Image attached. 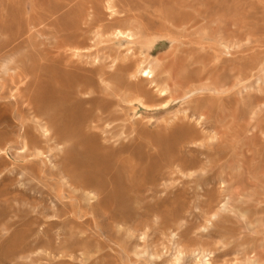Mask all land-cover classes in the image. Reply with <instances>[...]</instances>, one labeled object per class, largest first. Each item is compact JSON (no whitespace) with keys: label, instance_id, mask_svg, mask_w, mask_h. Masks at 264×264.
I'll return each instance as SVG.
<instances>
[{"label":"rangeland","instance_id":"obj_1","mask_svg":"<svg viewBox=\"0 0 264 264\" xmlns=\"http://www.w3.org/2000/svg\"><path fill=\"white\" fill-rule=\"evenodd\" d=\"M0 30V264H264V0H0Z\"/></svg>","mask_w":264,"mask_h":264},{"label":"bare ground","instance_id":"obj_2","mask_svg":"<svg viewBox=\"0 0 264 264\" xmlns=\"http://www.w3.org/2000/svg\"><path fill=\"white\" fill-rule=\"evenodd\" d=\"M163 1H164V0H163ZM148 3H149V2H148ZM181 3H183V2H181ZM177 4H178V3H177ZM185 4H188V3H185ZM185 4H184V6H185ZM84 5H85V4H84ZM84 5H83V6H84ZM180 5H181V4H180ZM83 6H82V7H83ZM175 6H176V5H175ZM181 6H182V8H183V12H185V10H186V6H185V8L183 7V5H181ZM190 6H191V4H190ZM109 8L111 9L112 7H109ZM177 8L180 9L179 6H178ZM182 8H181V9H182ZM189 8H190V7H189ZM207 8H208V7H207ZM209 8H210V7H209ZM184 9H185V10H184ZM170 10L172 11V14H175L174 12H175L177 9H175V7H174V9H170ZM173 10H174V12H173ZM171 11H170V13H171ZM179 11H180V10H179ZM179 11L177 10V12H179ZM180 12H181V11H180ZM115 13H116V12H115ZM181 13H182V12H181ZM181 13H180V14H181ZM176 14H177V13H176ZM176 14H175V17H176ZM193 14H194V12H193ZM199 14H200V13H199ZM36 15H37V14H36ZM127 15H128L127 17H130L129 14H127ZM178 15H179V14H178ZM186 15H187V13H186ZM186 15L184 14V18L187 17ZM29 16H30V15H29ZM29 16H28V19H30ZM31 16H33V15L31 14ZM34 16H35V14H34ZM38 16H39V15H38ZM172 16H173V15H172ZM189 16H190V15H189ZM175 17L173 16V18H175ZM190 17H191V16H190ZM195 17H197V16H195ZM26 18H27V17H26ZM26 18H25V19H26ZM31 18H33V17H31ZM39 18H40V16H39ZM177 18H178V22L180 23V21H179V18H180V17L177 16ZM28 19H27V20H28ZM34 19H35V18H34ZM34 19H32V20H34ZM181 19H182V15H181ZM185 19H186V18H185ZM185 19H184V20H185ZM198 19H199V18H198ZM27 20H26V21H27ZM32 20H31V21H32ZM38 20H39V19H38V17H37V18L35 19L36 23L38 22ZM40 20H41V19H40ZM46 20H47V18H46ZM117 20H118V19H117ZM172 20H173V19H172ZM192 20H193V19H192ZM199 20H200V19H199ZM29 21H30V20H29ZM35 21H34V23H35ZM43 21H44V20H43ZM43 21H41V22H43ZM174 21H176V19H175ZM186 21H187V23L189 22L187 19H186ZM186 21H185V22H186ZM182 22H184V21H181V23H182ZM191 22H192V21H191ZM191 22H190V23H191ZM193 22L195 23V21H193ZM197 22H198V20H197ZM220 22H221V21H220ZM18 23H19V22H18ZM31 23H32V22H31ZM38 23H39V22H38ZM38 23H37V25H38ZM46 23H47V22H46ZM16 24H17V22H16ZM28 24H29V23H28ZM32 24H33V23H32ZM170 24H171V23H170ZM182 24H183V23H182ZM192 24H193V23H192ZM192 24H191V25H192ZM219 24H220V23H219ZM40 25H41V24H40ZM47 25H48V24H47ZM184 25H185V23H184ZM184 25L182 26V25L180 24L179 26H181L182 29H183V28H185ZM187 25H188V24H186L185 26L187 27ZM191 25H189V26H191ZM18 26H19V25H17V28H18ZM25 26H26V28H28L27 25H24L23 28H22L23 30L25 29ZM170 26H171V25H170ZM3 27H5V26H3ZM32 27H33V26H32ZM172 27H173V26H172ZM176 27H177V26H176ZM192 27H193V26H192ZM225 27H226V26H225ZM17 28H16V29H17ZM29 28H30V27H29ZM177 28H178V27H177ZM188 28H190V27H188ZM34 29H35V28H33V30H34ZM178 29H181V28H178ZM182 29H181V30H182ZM18 30H19V29H18ZM27 30H28V29H26V33H29V32L31 31V29L28 30V32H27ZM33 30H32V31H33ZM41 30H42V28H41ZM41 30H40V31H41ZM81 30H82V29H81ZM81 30H80V31H81ZM128 30H129V29H128ZM128 30H127V31H121V30H117V29H116V30H113V32L111 31L112 33L110 32V34H111V37L114 36L113 39H114V38L116 39V38H119V37H124V38H126V39L128 38V39H127L128 41L133 42L132 39L129 40V38H133V35H134V34L130 33ZM196 30H197V29H196ZM196 30H194V31L196 32ZM217 30H219V29H217ZM0 31H1V30H0ZM80 31H78V32H80ZM184 31H185V30H184ZM198 31H199V30H198ZM200 31H201V30H200ZM206 31H207V33L203 34V35H204V38H205V35H206V34L209 35V34H208L209 31H208V30H206ZM214 31H215V30H214ZM214 31H213V32H214ZM220 31H221V29H220ZM220 31H219V33H220ZM16 32H17V31H16ZM20 32H21V31H19V33H20ZM23 32H24V31H23ZM23 32H22V34H21L22 36H23ZM82 32H83V31H82ZM182 32H183V31H182ZM217 32H218V31H217ZM33 33H35V32H33ZM177 33H178V32H177ZM177 33H176V36H177ZM196 33H197V32H196ZM214 33H215V32H214ZM214 33H213V34H214ZM219 33H218V34H219ZM224 33H225V32H224ZM10 34H11V33H10ZM17 34H18V33H17ZM29 34H31V33H29ZM29 34H27V35H29ZM39 34H40V33H39ZM73 34H74V33H73ZM76 34H77V33H76ZM107 34H108V33H107ZM187 34H188V33H187ZM216 34H217V33H216ZM218 34H217V37H218ZM222 34H223V33H222ZM228 34H229V33H228ZM234 34H235V33H234ZM15 35H16V34H15ZM35 35H36V34H35ZM77 35H79V34H77ZM180 35H181V33H180ZM180 35H179V36H180ZM211 35H212V34H211ZM224 35H225V34H224ZM241 35H242V34H241ZM22 36H19V37H22ZM29 36H30V35H29ZM139 36H140V35H139ZM181 36H182V35H181ZM212 36H214V35H212ZM212 36H211V38H212ZM219 36H220V35H219ZM222 36H223V35H222ZM228 36H230V34H229ZM228 36H225L226 39H227ZM262 36H263V35H262ZM25 37H26V39H27V38H30L31 36H30V37H28V36H24V39H25ZM109 37H110V36H109ZM109 37H107V39H109ZM177 37H178V36H177ZM186 37H188V36H186ZM186 37H183V38L186 39ZM4 38H5V37H4ZM8 38H9V37H8ZM15 38H16V36H15ZM17 38H18V37H17ZM31 38H33V37H31ZM102 38H103V37H102ZM102 38H98V39H102ZM181 38H182V37H181ZM189 38H191V37H189ZM189 38H188V39H189ZM193 38H194V37H193ZM195 38H196V37H195ZM206 38H207V37H206ZM213 38H214V37H213ZM213 38H212V39H213ZM220 38H221V37H220ZM230 38H231V37H230ZM22 39H23V37H22ZM24 39H23V40H24ZM198 39H201V38H200V37L196 38V40H198ZM224 39H225V38H224ZM226 39H225V40H226ZM228 39H229V38H228ZM228 39H227L226 42H228ZM11 40H13L12 37H11ZM23 40H22V41H23ZM30 40H31V39H30ZM138 40H139V39H138ZM180 40H182V39H180ZM180 40H179V41H180ZM7 41H8V40L6 39V43H8ZM194 41H195V40H194ZM202 41H203V40H202ZM222 41H223V39H222ZM15 42H16V41H15ZM15 42L13 41V42H12V45H14ZM23 42H24V41H23ZM23 42H22V43H23ZM26 42H27V40H26ZM135 42H136V41H135ZM20 43H21V42H20ZM193 43H194V42H193ZM200 43H201V41H200ZM261 43H263V42H261ZM18 44H19V43H18ZM234 44H235V43H234ZM3 45H4V44H3ZM19 45H20V44H19ZM196 45H197V44H196ZM9 46H11V45L9 44ZM17 46H18V45H17ZM198 46H199V45H198ZM200 46H201V44H200ZM224 46H225V45H224ZM2 47H3V46H2ZM13 47H14V46H13ZM153 47H154V46H153ZM256 47H257V46H256ZM0 48H1V46H0ZM7 48H8V47H7ZM10 48H11V47H10ZM18 48H19V47H18ZM190 48H191V47H190ZM13 49H14V48H13ZM75 49H76V48H75ZM198 49H200V48H198ZM201 49H202V47H201ZM254 49H255V48H254ZM257 49H258V48H257ZM7 50H8V49H7ZM184 50H185V49H184ZM189 50H190V49H189ZM192 50H193V49H192ZM192 50H190V51H192ZM202 50L204 51V49H202ZM72 51H73V49H72ZM74 51H75V50H74ZM77 51H78V50H77ZM185 51H186V50H185ZM198 51L200 52V50H198ZM206 51H207V50H206ZM245 51H246V50H245ZM0 52H1V51H0ZM2 52H3V51H2ZM5 52H6V51H5ZM187 52H189V51H187ZM193 52H194V51H193ZM7 53H8V52H7ZM214 53L216 54V51H215ZM3 54H4V53H3ZM72 54L76 55L75 53H72ZM129 54H130V53H129ZM192 54H193V53H192ZM197 54H198V53H197ZM193 55H194V54H193ZM200 55H201V54H200ZM204 55H205V54H204ZM130 56H131V55H130ZM201 56H202V55H201ZM219 56H221V55H219ZM255 56H257V58H258V55H255ZM121 57H122V56H121ZM124 57H125V56H124ZM127 57H128V56H127ZM147 57H148V56H146V59H147ZM194 57H195V56H194ZM194 57H193V58H194ZM217 57H218V56H217ZM118 58H119V57H117V59H118ZM128 58H129V57H128ZM200 58H202V57H200ZM200 58L197 57V58H195V59H198L197 61H199ZM212 58H214V57H212ZM212 58H211V59H212ZM219 58H220V57H219ZM259 58H260V57H259ZM137 59H138V58H137ZM202 59H203V58H202ZM202 59H201V60H202ZM215 59H216V58H215ZM220 59H221V58H220ZM223 59H224V58H223ZM93 60H94V59H93ZM113 60H115V59H113ZM113 60H112V61H113ZM122 60H123V59H122ZM125 60H126V59H125ZM147 60H148V59H147ZM203 60H204V59H203ZM208 60H210V59H208ZM232 60H233V59H232ZM255 60H256V59H255ZM255 60H254V61H255ZM126 61L129 62L128 59H127ZM133 61H134V60H133ZM135 61H136V60H135ZM138 61H141V60H138ZM143 61H145V60H143ZM194 61H196V60H194ZM194 61H193V63H194ZM220 61H222V60H220ZM227 61H228V60H227ZM237 61H238V60H237ZM113 62H114V61H113ZM113 62H112V63H113ZM115 62H116V60H115ZM115 62H114V63H115ZM119 62H122L121 59H120V61L118 60L117 64H118ZM199 62H200V61H199ZM201 62H202V61H201ZM204 62H205V61H204ZM204 62H203V63H204ZM206 62L209 63L208 61H206ZM206 62H205V63H206ZM255 62H256V61H255ZM122 63H123V62H122ZM136 63H137V61H136ZM136 63L133 62V64H132V68H133V65H135V67H136ZM138 63H139V62H138ZM140 63H141V62H140ZM197 63H198V62H197ZM197 63H196V64H197ZM217 63H219V60H218V62H216V64H217ZM253 63H254V62H253ZM104 64H105V63H104ZM104 64H103V65H104ZM117 64H115V66H116ZM196 64H195V65H196ZM98 65H99V64H98ZM100 65H101V64H100ZM100 65H99V66H100ZM105 65H106V64H105ZM105 65H104V67H105ZM110 65H112V64H110ZM118 65H119V64H118ZM139 65H140V64H139ZM148 65H149V64H148ZM173 65H174V64H173ZM198 65H199V64H197V67H194V68H198ZM202 65H203V64H202ZM204 65H205V64H204ZM210 65H212V63H210ZM210 65H209V66H210ZM217 65H218V64H217ZM217 65H214V66H216V69H217ZM220 65H221V63H220ZM220 65H218V67H219ZM223 65H224V62H223V64H222L221 66H223ZM251 65H252V64H250V66H251ZM256 65H257V64H255L254 67H255ZM6 66H7V65H6ZM96 66H97V65H96ZM162 66H163V65H162ZM199 66H200V65H199ZM206 66H207V65H206ZM212 66H213V65H212ZM212 66H211L210 68H208V71H210V69L212 68ZM250 66H248V67H250ZM8 67H9V66H8ZM101 67H102V66H101ZM107 67H108V66H107ZM113 67H114V66H113ZM117 67H118V66H117ZM129 67H130V65H129L128 63H126V62L123 63V64L120 63V68H123V69L125 70L124 72H129V70H130ZM141 67H142V65H141ZM166 67H167V66H166ZM203 67H204V66H203ZM207 67H208V66H207ZM254 67H253V65L251 66V68H254ZM63 68H64V67H63ZM68 68H70V67H68ZM77 68H78V67H77ZM93 68H94L93 71H95V67H92V69H93ZM109 68H111V67H109ZM114 68H115V67H114ZM132 68H131V69H132ZM144 68H145V67H144ZM144 68H141V69L139 70V73L141 74V75L139 74V75H140V79H139V76H138V75H135L136 77L138 76V79H137V80H136V78H134V79L136 80V82H137L138 80L141 81V82L147 80L148 83L150 84L149 86L151 87V89H150V92H151V93L153 92V93L156 94V96L158 95V96H163V97H165V95H166L167 93H169V91H170L169 89H170V88H169V86H166V85H163V84L159 83V81H160V82L163 81V78L161 77L162 74H163V72H162L163 70H162V71L160 70V71H161V72H160V75H161V76H159V78H160V79L162 78V79H161V80L158 79V80H157L158 84H156L157 82L155 83V80H154L156 76H154V78H153L152 76H151L150 78H148V75H149L150 73H152L153 71L151 72L149 69H146V68L144 69ZM163 68H164V67H163ZM199 68H200V67H199ZM205 68H206V67H205ZM220 68H222V69H220ZM220 68H219V69H220L221 71L224 70L223 67H220ZM255 68H257V66H256ZM72 69H73V68H72ZM72 69H71V70H72ZM82 69H83V68H82ZM87 69H88V68H87ZM97 69H98V70H97ZM97 69H96V71H98V73H97V77L94 76V78L97 80V82L99 81L100 83H103V82L105 81V80H104L105 77L103 78L104 75L110 76V73H111V75H112V74H115V72L113 73V71H112V72L109 71L110 69H108V70L106 69L107 72H106V70H104V68L102 69V68H99L98 66H97ZM111 69H112V68H111ZM123 69H122V70H123ZM136 69H137V68H136ZM165 69H167V68H165ZM180 69L182 70V67H181V66H180ZM180 69H179V72H180ZM183 69H185L184 66H183ZM62 70H63V71H62ZM62 70H61V71L64 72V69H62ZM65 70H67V68H65ZM68 70H70V69H68ZM115 70H116V69H115ZM122 70H120V72H122ZM132 70H134V69H132ZM171 70H172V69H171ZM176 70H177V69H176ZM186 70H187V69H186ZM199 70H200V69H199ZM199 70H198V72H199ZM201 70H202V66H201ZM201 70H200V72H201ZM204 70H205V69H204ZM204 70H203V71H204ZM230 70H231V69H230ZM247 70H249V69H247ZM254 70H255V69H254ZM254 70H253V72H254ZM256 70H257V69H256ZM8 71H9V69H8ZM10 71H11V70H10ZM10 71H9V73H10ZM73 71H74V70H72L71 72H73ZM157 71H158V69H157ZM165 71H167V70H165ZM165 71H164V72H165ZM196 71H197V70H196ZM214 71H216V70L213 69V71H210V73L212 74V72H214ZM225 71H226V70H225ZM225 71H224V73H225ZM232 71H233V70H231V72H232ZM245 71H246V70H245ZM245 71H242V74H243V72H245ZM250 71H251V70H250ZM250 71H249V73H250ZM5 72H6V71H5ZM71 72H70V73H71ZM78 72H80V71H78ZM89 72H91V71H89ZM109 72H110V73H109ZM117 72H118V70H117ZM124 72H123V73H124ZM137 72H138V71H137ZM158 72H159V71H158ZM175 72H176V71H175ZM181 72H182V71H181ZM193 72H195V71L193 70ZM193 72H192V74H193ZM216 72H217V71H216ZM219 72H220V71H219ZM246 72H247V74H249L248 71H246ZM246 72L244 73V75L246 74ZM15 73H16V72H15ZM18 73H19V72H18ZM74 73H76V72H74ZM82 73H83V72H82ZM118 73H119V72H118ZM123 73H121V76L123 75ZM130 73H132V72H130ZM133 73H134V72H133ZM135 73H136V72H135ZM227 73H229V72L227 71ZM234 73H235V72H234ZM239 73H241V72H239ZM12 74H13V73H12ZM16 74H17V73H16ZM20 74H21V73H20ZM34 74H35V73H34ZM46 74H47V73H46ZM86 74H87V73H86ZM89 74H90V73H89ZM108 74H109V75H108ZM158 74H159V73H158ZM170 74H171V73H170ZM176 74H177V73H176ZM178 74H179V73H178ZM180 74H181V73H180ZM198 74H199V73H198ZM198 74H195L196 77H197ZM208 74H209V72H208ZM214 74H215V73H214ZM214 74H213V76H214ZM219 74H220V73H219ZM235 74L237 75V72H236ZM247 74H246V75H247ZM250 74H251V73H250ZM250 74H249V75H250ZM17 75H18V74H17ZM17 75H16V76H17ZM50 75H51V74H50ZM60 75H62V74L60 73ZM63 75H64V74H63ZM67 75H68V71H67ZM67 75H66V76H67ZM72 75H73V74H72ZM118 75L120 76V74H118ZM118 75H117V76H118ZM124 75H125V73H124ZM127 75H128V74H127ZM131 75H132V74H131ZM154 75H155V73H154ZM166 75H167V74H166ZM166 75L163 74L164 77H165ZM187 75H189V74H187ZM187 75H185L186 78H187ZM205 75H206V74H205ZM209 75H210V74H209ZM215 75H217V73H216ZM221 75H222V74H221ZM233 75H234V74H233ZM236 75H235V77L232 76L231 78L235 79V78H236ZM239 75H240V74H238V76H239ZM244 75H243V76H244ZM251 75H252V74H251ZM256 75H258V73H257ZM8 76H9V74H8ZM10 76H11V74H10ZM16 76H15V77L13 76V78H16ZM18 76H19V75H18ZM18 76H17V77H18ZM55 76H58V75H55ZM68 76H70V75H68ZM68 76H67V77H68ZM74 76H75V75H74ZM88 76H89V75H88ZM90 76H91V78H92L93 74L91 73ZM90 76H89V78H90ZM119 76H118V78H119ZM121 76H120V78H122ZM125 76H126V75H125ZM132 76H133V75H132ZM135 76H134V77H135ZM149 76H150V75H149ZM168 76H169V74H168ZM180 76H181V75H180ZM182 76H184V75H182ZM193 76H194V75H193ZM200 76H201V75H200ZM203 76H204V75H203ZM225 76H226V75H225ZM240 76H241V75H240ZM240 76H239V77H240ZM247 76H248V75H247ZM21 77H22V76H21ZM32 77H33V76H32ZM52 77H53L52 79L54 80V79H55V78H54V73H53ZM58 77H59V76H58ZM58 77H57V78H58ZM64 77H65V75H64ZM72 77H73V76H71L70 79H71ZM75 77H76V76H75ZM78 77H79V76H78ZM86 77H87V75H86ZM208 77H209V76H208ZM222 77H223V76H222ZM228 77H229V76H228ZM239 77H238V78H239ZM245 77H246V76H245ZM245 77H242V76H241V80H242V78L245 79ZM13 78H12V79H13ZM68 78H69V77H68ZM81 78H82V77H81ZM94 78H93V80H94ZM110 78H112V77H110ZM116 78H117V77H116ZM156 78H157V77H156ZM166 78H167V77H166ZM166 78H165V79H166ZM169 78H170V77H168L167 79H169ZM173 78H174V77H173ZM184 78H185V77H184ZM217 78H218V77H217ZM223 78H224V77H223ZM231 78H230V79H231ZM246 78H247V77H246ZM255 78H256V77H255ZM21 79H22V78H20V80H21ZM48 79H49V77H48ZM62 79H64V78H62ZM70 79H69V81H70ZM74 79H77V78H74ZM105 79H106V78H105ZM113 79H115V78H113ZM122 79H124V78H122ZM122 79H121V80H122ZM128 79H129V78H128ZM134 79H133V81H134ZM165 79H164V81L166 82L167 80H165ZM175 79H176V78H175ZM175 79H174V80H175ZM178 79H179V78H178ZM188 79H191V78H189V76H188ZM205 79L208 80V84L213 83V85H214V87L216 88V90H218V89H220V88L222 87V85H220L219 83L213 81L212 79H208V78H206V77H205ZM228 79H229V78H228ZM233 79H232V80H233ZM23 80H24V77H23L22 81H23ZM35 80H36V79H35ZM38 80H39V79H38ZM67 80H68V79H67ZM79 80H80V79H79ZM93 80H92V81H93ZM96 80H95V81H96ZM107 80H108V78H107ZM121 80H120V81H121ZM126 80H127V79H125V81H126ZM130 80H131L130 82H128L129 80H128L127 82H128V83H135V82H132V79H130ZM186 80H187V79H185V83H186ZM202 80H203V79H202ZM217 80H218V79H217ZM226 80H227V76H226ZM232 80L229 82V84H231ZM236 80H237V79H236ZM10 81H11V80H10ZM16 81H17V80H16ZM22 81H20V84H22V83H21ZM64 81H65V80H64ZM73 81H75V80H72V82H73ZM77 81H78V80H77ZM81 81L84 82V80H81ZM81 81H79V82H81ZM88 81L91 82V79H90V80H87V82H88ZM95 81H94V83H95ZM147 81H146V84H147ZM169 81H170V80H168L167 82H169ZM181 81H182V80H181ZM204 81H205V80H204ZM227 81H228V80H227ZM14 82H15V81H14ZM14 82H13V83H14ZM23 82H24V81H23ZM37 82H38V81H37ZM65 82H66V81H65ZM65 82H63V83H65ZM79 82H75V83L78 84ZM121 82L124 83V80L121 81ZM127 82H125V84H127ZM141 82H139V83H141ZM178 82H179V81H178ZM191 82H192V81H191ZM197 82H198V81H197ZM200 82H201V81H200ZM225 82H226V81H225ZM233 82H234V81H233ZM34 83H35V82H34ZM63 83H62V84H63ZM69 83H70V82H69ZM198 83H199V82H198ZM220 83H221V82H220ZM30 84H31V83H30ZM67 84H68V83H66V84H64V85L66 86ZM72 84H73V83H72ZM89 84H91V83H89ZM89 84L87 83V84H84V85H83V83H82V85H83V89H84V90H87V89H90V88H91V90H93L92 87H90ZM92 84H93V82H92ZM95 84H96V83H95ZM104 84H105V83H104ZM137 84H138V82H137ZM152 84H153V85H152ZM222 84H223V83H222ZM43 85H44V83H43ZM48 85H49V84H48ZM51 85H52V86L55 85V82H54V84H51ZM51 85H50V86H51ZM69 85H71V84H69ZM73 85H74V84H73ZM82 85L78 84V86H82ZM120 85H123V84H120ZM128 85H129V84H128ZM130 85L132 86V84H130ZM133 85H134V84H133ZM158 85H159V86H160V85H163V86L159 87ZM182 85H183V84H182ZM187 85H188V84H187ZM192 85H193V84H192ZM192 85H191V86H192ZM200 85L203 86V84H199V85H197L196 87L198 88V86H200ZM225 85H226V84H225ZM31 86H32V85H31ZM31 86H30V88H32ZM36 86H37V85H36ZM40 86H41V85H39L38 87H40ZM92 86H93V85H92ZM117 86H118V85H116L115 88H116ZM123 86H124V85H123ZM125 86H126V85H125ZM125 86H124V89L126 88ZM138 86H139V87H138ZM138 86L135 85V86L133 87V88L135 89V94H136V96H137V94H138L139 96H141V95H144L145 93H148L147 90H145V89H142V90L139 89V88L142 87V85L138 84ZM143 86H144V85H143ZM152 86H153V88H152ZM188 86H190V85H188ZM16 87H17V86H16ZM57 87H58V86H54L55 89H57ZM72 87H73V86H72ZM119 87H121V86H119ZM150 87H149V88H150ZM171 87H172V83H171ZM173 87H175V84H174ZM9 88H10V90H12L13 87H12V88L9 87ZM34 88H35V87H34ZM60 88H61V86L58 87V89H60ZM62 88L64 89L65 87L62 86ZM66 88H67V86H66ZM74 88H77V86L74 85ZM191 88H192V87H191ZM194 88H195V86H194ZM224 88H225V87H224ZM14 89H15L14 92H16V91H18V89H20V88H19V87H18V88H13V90H14ZM52 89H53V88H52ZM55 89H54V90H55ZM63 89H61V90H63ZM79 89H80V90H78V93H81V94H82V92H83V91H81L82 89H81L80 87H79ZM112 89H113V88H112ZM126 89H127V88H126ZM153 89H154V90H153ZM192 89H193V88H192ZM64 90H65V89H64ZM70 90L73 92L74 89H70ZM70 90H68V91H70ZM95 90H96V89H95ZM127 90H128V89H127ZM220 90H221V89H220ZM37 91L39 92L40 90H37ZM55 91H56V90H55ZM57 91H58V90H57ZM71 91H70V92H71ZM75 91H76V90H75ZM75 91H74V92H75ZM79 91H80V92H79ZM154 91H155V92H154ZM188 91H189V90H188ZM60 92H61V91H60ZM65 92H66V91H65ZM76 92H77V91H76ZM84 92H85V91H84ZM127 92H128V91H127ZM133 92H134V91H133ZM18 93H20V91H19ZM78 93H77V94H78ZM130 93H131V92H130ZM151 93H148V95H150ZM20 94L23 95V93H20ZM28 94H29V93H28ZM33 94H34V93H33ZM69 94H70V93H69ZM71 94H72V93H71ZM200 94H201V93H200ZM10 95H12V94H10ZM30 95H31V94H30ZM62 95H63V94H62ZM133 95H134V94H133ZM14 96H15V94H14ZM20 96H21V95H20ZM27 96H28V95H25V97H27ZM32 96H34V98H35V96H37V95L35 94V95H32ZM55 96H57V95H55ZM59 96H60V95H59ZM63 96H64V95H63ZM69 96H72V95H69ZM134 96H135V95H134ZM136 96H135V97H136ZM166 96H167V95H166ZM203 96H204V95H202L201 97H203ZM16 97H17V96H16ZM16 97H15V98H16ZM21 97H22V96H21ZM21 97H19V101H21V100H20ZM137 97H138V96H137ZM141 97H144V96H141ZM146 97H147V96H146ZM163 97H162V99H163ZM201 97H200V98H201ZM220 97H221V96H220ZM220 97H219V98H220ZM257 97H258V96H257ZM12 98H13V96H12ZM28 98L30 99L31 97L29 96ZM36 98H37V97H36ZM39 98H40V97H39ZM58 98H59V97H58ZM61 98H62V97H61ZM68 98H69V97H68ZM138 98H139V97H138ZM144 98H145V97H144ZM158 98H159V97H158ZM208 98H210V97H208ZM208 98L205 96V98H204V99H205V102H203L204 105L207 104V101H206V100H208ZM219 98H218V99H219ZM225 98H226V97H225ZM229 98H230V97H229ZM249 98H250V97H249ZM29 99H22V100H29ZM31 99H32V98H31ZM59 99H60V98H59ZM63 99H64V98H63ZM79 99H80V98H79ZM141 99H142V98H141ZM202 99H203V98H202ZM202 99H199L200 101H198V102H201ZM204 99H203V100H204ZM210 99H212V98H210ZM218 99H217V100H218ZM221 99H222V98H221ZM226 99H227V98H226ZM254 99H255V98H254ZM12 100H14V99H12ZM37 100H38V99H37ZM42 100H43V98H42ZM44 100H45V99H44ZM44 100H43V101H44ZM89 100H90V99H89ZM137 100H138V99H137ZM213 100L215 101V99H213ZM213 100H210V102H211V101L213 102ZM256 100H257V99H256ZM19 101H18V102H19ZM35 101H36V100H35ZM58 101H59V100H58ZM61 101H62V100H61ZM61 101H60V102H61ZM64 101H65V100H64ZM64 101H62V102H64ZM190 101H191V100H190ZM218 101H219V100H218ZM225 101H226V100H225ZM225 101H224V103H226ZM15 102H16V101H14V102H12V103H15ZM26 102H27V101H26ZM29 102H30V100H29ZM45 102H46V101H45ZM48 102H49V101H48ZM56 102H57V100H56ZM62 102H61V103H62ZM195 102H196V101H195ZM195 102H194V103H195ZM222 102H223V100H221V103H222ZM229 102H231V101H229ZM21 103H24V102H21ZM64 103H65V102H64ZM99 103H101V101H100ZM163 103L166 104V103H168V102H163ZM163 103H162V104H163ZM191 103H193V100H192ZM203 103H202V104H203ZM205 103H206V104H205ZM218 103L220 104V102H218ZM255 103H256V102H255ZM15 104H17V103H15ZM32 104H33V101H32ZM32 104L30 103V105H29V104H28V105H29L30 107H31V106H34V105H32ZM43 104H44V103H42V105H43ZM46 104H47V103H46ZM162 104H161V105H162ZM164 104H163V105H164ZM195 104H196V103H195ZM214 104H215V102H214ZM216 104H217V103H216ZM216 104H215V105H216ZM219 104H218V105H219ZM23 105H24V104H23ZM26 105H27V103H26ZM28 105H27V106H28ZM191 105H192V104H191ZM204 105H203V106H204ZM211 105H212V103H211ZM222 105H224V104H222ZM229 105H230V104H229ZM29 106H28V107H29ZM92 106H93V105H92ZM92 106H91V107H92ZM102 106H103V105H102ZM192 106H193V105H192ZM195 106H196V109H197L198 107L200 108V106H201V108H202V105H201V104H200V105L196 104ZM197 106H198V107H197ZM224 106H226V105H224ZM19 107H20V106H19ZM28 107H26V108H28ZM161 107H162V106H161ZM188 107H189V106H188ZM211 107H212V106H211ZM211 107H210V108H211ZM216 107H217V106H216ZM248 107H249V106H248ZM14 108H15V107H14ZM32 108H33V107H32ZM98 108H99V107H98ZM199 108H198V109H199ZM201 108H200V109H201ZM217 108H218V107H217ZM18 109H19V108H18ZM28 109H29V108H28ZM38 109H39V108H38ZM38 109H37V110H38ZM14 110L16 111V109H14ZM21 110H22V109H21ZM30 110H31V109H30ZM209 110L211 111L212 108L209 109ZM27 111L30 112L29 110H26L25 113H27ZM39 111H40V110H39ZM95 111H96V110H95ZM184 111L186 112V110H184ZM193 111H195L194 108H193ZM199 111H200V110H199ZM202 111H203V110H202ZM32 112H34V111H32ZM36 112H38V111H35V113H36ZM64 112H65V111H64ZM73 112H74V111H73ZM104 112H105V111H104ZM196 112L199 114L198 110H197ZM208 112H209V111H208ZM21 113L23 114L22 111H21ZM197 113H196V114H197ZM212 113H213V112H212ZM36 114L38 115V113H36ZM41 114H42V112H41ZM48 114H49V113H48ZM52 114H53V113H52ZM198 114H197V115H198ZM202 114H203V112H202ZM206 114H207V112H206ZM206 114H205V115H206ZM252 114H253V113H252ZM193 115H195V114H193ZM26 116H27V115H26ZM33 116H34V113H33ZM35 116H36V115H35ZM195 116H196V115H195ZM199 116H200V115H199ZM53 117H54V116H53ZM196 117H197V116H196ZM200 117H201V116H200ZM203 117H204V116H203ZM203 117H201V118H203ZM34 118H35V117H34ZM183 118H184V117H183ZM204 118H205V117H204ZM32 119H33V118H32ZM50 119H52V118H50ZM60 119H61V118H60ZM184 119H185V118H184ZM34 120H35V119H34ZM37 120H38V118H37ZM37 120H35V121L37 122ZM54 120L57 122L56 119H54ZM220 120H221V119H220ZM35 121H34L33 123H35ZM47 121H48V120H47ZM38 122H41V121H38ZM219 122H220V121H219ZM24 123H25V122H24ZM33 123H32V124H33ZM52 123H53V122H52ZM36 124H37V123H35V125H36ZM223 124H224V123H223ZM250 124H251V123H250ZM35 125H34V126H35ZM36 126H39V127L42 129V132L46 135V133H47V128H46V126H45L44 124L38 123V125H36ZM54 126H55V125H54ZM56 126H58V125H56ZM56 126H55V127H56ZM232 126H233V125H232ZM257 126H258V125H257ZM25 127H27V126H25ZM48 127H49V126H48ZM177 127H179V126H177ZM180 127H181V126H180ZM195 127H196V126H195ZM260 127H261V126H260ZM260 127L258 126V128H260ZM183 128H184V126H183ZM255 128H257V127H255ZM23 129H24V128H23ZM41 129H40V130H41ZM48 129H49V128H48ZM177 129H178V128H177ZM181 129H182V128H181ZM217 130H218V129H217ZM229 130H230V129H229ZM259 130H260V129H259ZM57 131H58V130H57ZM181 131H182V130H181ZM244 131H245V129H244ZM179 132H180V130H179ZM184 132L187 133V131H184ZM33 133H34V132H33ZM182 133H183V132H182ZM233 133H234V132H233ZM184 134H185V133H184ZM184 134H182V136H184ZM223 134H225V132H224ZM260 134H261V133H260ZM47 135H49V134H47ZM50 135H51V133H50ZM185 135H186V134H185ZM227 135H228V134H227ZM230 135H231V134H230ZM239 135H241V134H239ZM43 136H44V135H43ZM245 136H246V135H245ZM24 137H25V136H24ZM26 137H27V136H26ZM52 137H53V136H52ZM240 137H241V136H240ZM33 138H34V136H33ZM232 138H233V137H232ZM238 138H239V137H238ZM241 138H242V137H241ZM255 138H256V137H255ZM31 139H32V138H31ZM171 139H172V138H171ZM178 139H179V138H178ZM234 139H235V138H234ZM253 139H254V138H253ZM74 140H75V139H74ZM180 140H181V139H180ZM184 140H185V139H184ZM254 140H255V139H254ZM256 140H257V139H256ZM1 141H2V140H1ZM26 141H27V140H26ZM257 141H259V140H257ZM257 141H256V143H259V142H257ZM260 141H262V140H260ZM225 142H226V141H225ZM237 142H238V141H237ZM254 142H255V141H254ZM223 143H224V142H223ZM228 143H229V142H228ZM260 143H261V142H260ZM262 143H263V141H262ZM40 144H41V143H40ZM28 145H29V144H28ZM252 145H253V144H252ZM249 146H250V145H249ZM255 147H256V146H255ZM76 148H77V147H76ZM257 148H258V147H257ZM257 148H256V150H257ZM259 148H260V147H259ZM261 148H262V147H261ZM38 150H39V149H38ZM76 150H77V149H76ZM243 150H244V149H243ZM239 151H240V150H239ZM241 151H242V150H241ZM244 151H246V150H244ZM84 152H85V151H84ZM253 152H254V151H253ZM255 152H257V151H255ZM258 152H260L259 149H258ZM234 153H235V152H234ZM85 155H86V154H85ZM172 155H173V154H172ZM175 155H176V154H175ZM224 155H225V154H224ZM254 155H255V154H254ZM221 156H222V155H221ZM249 156H250V155H249ZM165 157H166V156H165ZM170 157H171V156H170ZM253 157H254V156H253ZM253 157H252V158H253ZM252 158H251V159H252ZM257 158H258V156H257ZM171 159H172V158H171ZM185 159H186V158H185ZM219 159H220V158H219ZM162 160H163V159H162ZM252 160H253V159H252ZM54 162H55V161H54ZM262 162H263V161H262ZM161 163H162V162H161ZM211 163H212V162H211ZM235 163H236V162H235ZM245 163H246V162H245ZM254 163H255V162H254ZM98 164H99V163H98ZM249 164H250V163H249ZM88 165H89V164H88ZM192 165H193V164H192ZM187 166H188V165H187ZM171 167H172V166H171ZM184 167H185V166H184ZM244 167H246V166H244ZM254 167H255V166H254ZM71 168H72V167H71ZM78 169H79V168H78ZM256 169H257V167H256ZM245 170H246V169H245ZM239 171H240V170H239ZM247 171H248V170H247ZM250 171H251V170H250ZM70 172H71V171H70ZM58 174H60V173H58ZM243 175H244V174H243ZM246 175H247V174H246ZM87 180H88V179H87ZM248 180H249V179H248ZM260 180H261V179H260ZM71 181H72V180H71ZM85 181H86V180H85ZM85 181H84L83 183H85ZM250 181H251V180H250ZM71 183H72V182H71ZM71 183H70V184H71ZM73 183H74V182H73ZM73 183H72V185H73ZM75 183H76L77 185H79L78 183H81V181L78 182V183H77V182H75ZM94 183H95V182H94ZM76 184H74V185L76 186ZM235 185H236V184H235ZM241 185H242V184H241ZM75 186H74V187H75ZM81 186L83 187L82 184H81ZM81 186H80V187H81ZM84 186H87V187H88V182H86V184H84ZM72 187H73V186H72ZM74 187H73V188H74ZM76 189H77V188H76ZM81 189H82V188H81ZM86 189H87V188H86ZM83 190H84V188H83ZM243 190H244V189H243ZM263 192H264V191H263ZM72 196H74V195L72 194ZM74 198H79V197H74ZM232 198H233V197H232ZM73 200H74V199H73ZM76 201H77V200H76ZM74 209H75V208H74ZM207 264H209V263H207Z\"/></svg>","mask_w":264,"mask_h":264}]
</instances>
